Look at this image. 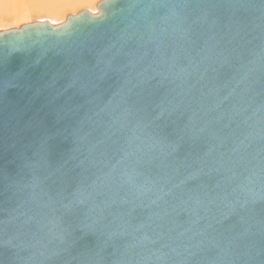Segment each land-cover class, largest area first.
Masks as SVG:
<instances>
[{
    "label": "water",
    "instance_id": "95a60500",
    "mask_svg": "<svg viewBox=\"0 0 264 264\" xmlns=\"http://www.w3.org/2000/svg\"><path fill=\"white\" fill-rule=\"evenodd\" d=\"M0 264H264V0L1 32Z\"/></svg>",
    "mask_w": 264,
    "mask_h": 264
},
{
    "label": "bare ground",
    "instance_id": "6f19581e",
    "mask_svg": "<svg viewBox=\"0 0 264 264\" xmlns=\"http://www.w3.org/2000/svg\"><path fill=\"white\" fill-rule=\"evenodd\" d=\"M79 6L86 7V8L88 7L87 11H83V9H81L80 10L81 12H87L92 15L96 14L94 11L95 6L93 3L92 4H87V3L79 4L78 0H34V1L33 0H0V15H5V19L9 21V20L15 19L13 17L14 14H18L16 18H19V20L20 18L21 20H24L21 25L18 24L19 26H26V25H32V24H49L50 26L54 28V27L60 26L61 23L63 24L66 21V19L70 17V16H67V14L70 13L69 10H72V9L77 10V7ZM89 8L92 9V11L94 12L88 11ZM29 9H33L32 12L29 13L28 12ZM97 11H98V7H97ZM74 14H70V15H74ZM77 14H79L78 11H77ZM31 16L32 17L38 16L40 18H43V21L33 22V23L32 21H27L29 20V17L31 18ZM0 18L4 19V16L3 17L1 16ZM44 18L48 19V22L44 21ZM2 19H0V21ZM59 20L61 21L58 22ZM16 26L17 25H14L13 28H15Z\"/></svg>",
    "mask_w": 264,
    "mask_h": 264
},
{
    "label": "rangeland",
    "instance_id": "374dc122",
    "mask_svg": "<svg viewBox=\"0 0 264 264\" xmlns=\"http://www.w3.org/2000/svg\"><path fill=\"white\" fill-rule=\"evenodd\" d=\"M34 1V0H33ZM94 1H95V3H94ZM103 0H78V3L79 4H84V3H87V4H94V11H95V13L97 14L98 13V11H97V7H98V5H99V3H101ZM25 2V1H24ZM18 5V4H17ZM26 5V4H25ZM14 7H15V5H14ZM45 7V6H44ZM86 7H81V6H79V7H77V10L75 9H72V10H69L70 11V13H69V11H68V13L69 14H67V16H70V17H74V16H76V15H78L77 14V11H78V13L80 14V13H83V12H81L80 10L81 9H83V11H87V9H88V7L85 9ZM32 10L33 9H29L28 10V12L30 13V12H32ZM73 11H74V13H73ZM88 11H92V9H90L89 8V10ZM94 11H92V12H94ZM97 11V12H96ZM70 14H74V15H70ZM96 14H93V15H96ZM66 15V14H65ZM92 15V14H91ZM3 17L4 16V19H2V18H0V19H2L1 21H0V32H3V31H7V30H19L21 27H23V26H19V25H21L22 23H23V21L24 20H21V18H20V20H19V18H16L17 16H18V14H14L13 15V17L15 18V19H12V20H9V21H11V22H9V21H7L6 19H5V15H0V17ZM64 17V16H63ZM34 20H33V19ZM5 20V21H4ZM17 20V21H16ZM62 20V19H61ZM61 20H59L58 22H60ZM4 21V22H3ZM14 21V22H13ZM27 21H32V23L33 22H39V21H43V18H40V17H38V16H31V18L29 17V20H27ZM44 21H46V22H48V19H46V18H44ZM54 23H56V22H54ZM13 24V25H12ZM19 24V25H18ZM62 24V23H61ZM14 25H17L15 28H13L14 27ZM4 27H6V28H4ZM10 27V28H9ZM52 27V26H51ZM58 27V26H57Z\"/></svg>",
    "mask_w": 264,
    "mask_h": 264
}]
</instances>
